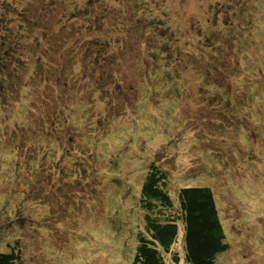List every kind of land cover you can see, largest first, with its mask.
Instances as JSON below:
<instances>
[{"label":"rangeland","instance_id":"rangeland-1","mask_svg":"<svg viewBox=\"0 0 264 264\" xmlns=\"http://www.w3.org/2000/svg\"><path fill=\"white\" fill-rule=\"evenodd\" d=\"M81 7L90 11L83 15L77 11ZM133 15L147 22L121 24ZM27 17L34 25L31 33L27 28L22 33ZM152 34L157 37L152 39ZM237 34L248 36V48L233 58L221 45L233 48ZM165 36L179 40L173 46L178 60H163L155 68L144 61L149 46L142 40L167 47ZM10 48L14 53L8 60L21 62L31 52L34 60L44 56L47 63L31 59L35 75L24 72L22 88L6 92L10 105L0 100V251L17 245L27 255L25 264H131L135 230L143 227V211L135 203L152 159L164 164L172 194L183 185L212 187L229 244L218 254L217 264H264V135L259 134L264 129V0H0V52ZM192 55L214 65L210 81L216 80V86L203 87L208 83L206 63L194 64ZM71 65L83 69L84 79L73 87L64 84L62 90L58 77ZM165 65L179 76L181 97L173 106L163 103L162 119L155 112L150 120L140 113L150 88L159 85L143 93L138 80L147 70L163 72ZM99 71L107 77L100 92ZM214 89L231 96L228 105ZM146 107L152 113L154 105ZM16 110L19 119H13ZM248 111L260 115L248 125L254 141L224 128ZM7 122L11 132H24L23 138L21 127L29 123L33 135L58 139V151H41L33 166L27 162L28 149L9 154ZM84 135L95 143L85 146L89 161L84 165L92 170L102 164L100 172L106 173L89 181L65 177L64 187L56 181L63 177L66 162L61 150L69 141L83 146ZM111 152L115 157L107 155ZM47 167L56 180L40 186L39 173ZM175 248L179 264H186L180 239Z\"/></svg>","mask_w":264,"mask_h":264},{"label":"trees","instance_id":"trees-1","mask_svg":"<svg viewBox=\"0 0 264 264\" xmlns=\"http://www.w3.org/2000/svg\"><path fill=\"white\" fill-rule=\"evenodd\" d=\"M74 10L70 11L71 18H74ZM77 11L85 15L86 12L90 11V8L81 7ZM28 18L29 17L24 20L26 25L22 26L20 29L22 33L24 28H27L26 33H31L32 31L31 27L34 24L30 23L28 21ZM141 19H144L147 22L146 17L137 15L132 16V21L121 20L120 22L123 26H135L140 24L138 20ZM248 22L249 21H247V23ZM61 24L63 23H59V26ZM80 29L82 28L79 27V30ZM63 30H65L64 32H67L68 27H64ZM143 31L145 33L148 32V30L144 29ZM156 37V34H152L151 36L152 39ZM165 37V43H167V47L156 48L155 46L149 44L152 41L151 39L146 38L147 41L144 39L142 40L147 47L149 46L144 61L146 63L152 62L155 68H159L157 63L175 57L173 46H175L174 44H176L177 42L179 44V40L174 36H170L169 38L167 36ZM24 38L27 39L28 37L26 36ZM247 38L248 36L243 37L237 34L236 37H234L233 48H231V45H228L226 47V45L222 44V52L228 56L237 58L238 54L240 53V49L248 48ZM88 41H91V39H88ZM251 42L252 41L250 40L249 43ZM118 50H120V48L116 49L115 56L117 59H120V57H117ZM3 51L4 52H0V100L4 99L2 105H5L7 103L10 105L11 102L8 100L6 92L10 88H13L14 90L18 89L19 87L22 88L21 85L25 82V79L21 75L24 72H29L28 77H31L34 74L31 65L32 60L37 62L39 65H43L47 63V61L44 56H42L38 60H34L33 54L30 51V54L26 53L27 57H25L24 60H21V62L20 60L12 61L8 60V58L14 53V50L10 48L5 50L3 49ZM184 52H186L185 54H190L187 50ZM192 57V61L194 64L206 63V66L204 67V80L208 81V83H206V85H203V87H206L209 90L211 86H216V80L210 81V79L212 78L214 65L210 61H208V58L205 59L203 56L192 55ZM96 60H99V58H96ZM177 60L178 59L176 57L173 59V62ZM9 65H13L12 69H10ZM163 68V72H158L155 69L152 70L155 72L156 77L152 76V71L150 72V70H147L148 73L144 71L141 75L142 79L140 80L139 78L138 80V86L143 87V93L148 89L149 86H153L154 84L159 85L158 89L153 90L152 88H150L148 92L149 101L147 102L146 106L152 108V105H154L152 113L149 112V108H147L146 106L144 108L145 110L140 113V115L142 116L151 118L150 120L155 118V112H158V116L156 118L162 119L165 112L163 103L168 102V107H170L173 106L172 102L175 98L181 97L180 89L182 88V86L176 80L179 79V76L175 77L171 69H169V67H167L166 65ZM139 69L145 70L146 68L143 67V65H140ZM98 70H103L108 74L111 73V71H109V69H107L106 67H100ZM96 71L97 70H94L92 75H94ZM61 72L63 74H60L61 76L58 77V81L62 83V90H65L64 84L69 83L70 86L73 87L75 86V84H80L81 80L84 79L83 69L76 71L74 65H71L66 70H61ZM106 78V75L102 71H99L97 73L98 81L96 83H99V85L97 86L99 92L106 89ZM27 85L28 84L26 82L25 88ZM23 90L24 89H22V91ZM214 90L215 91L213 92H217V94L223 98V92H219L217 89ZM22 93L23 95L25 94V92ZM224 97L226 98V104L228 105V102L231 101V96L229 95L228 98V95H224ZM68 109L70 110V108ZM167 110L168 108L166 109V111ZM17 114L20 115L19 110L13 112V119H19ZM245 116V118H243L242 116L237 117L238 119L232 120L231 123L229 125L227 124L224 128L230 126L229 130L234 131V136H237L239 139L245 138L249 139L250 141H254V136L249 137L251 129H249L248 125L250 121L253 122L251 120V117H255L258 119L260 115L258 113L252 114V111H248ZM64 120L67 121V118H65ZM7 124L8 127H11L10 123L7 122ZM0 126L2 127L1 116ZM21 128H25L24 138V132L18 129L11 132L12 127L10 128V133L6 134L5 139L7 140L9 154H12V152L16 149H28L27 155L29 157L27 159V162L33 166L34 164L38 163V156L40 155L41 151L45 150V155H53L56 151H58V139L52 140L51 138H47L46 134L44 133L33 135L29 127V123H26L25 127L23 125V127ZM89 128L87 127L88 130H86L88 133H90L91 131V129ZM259 134L264 135V129L261 130V133ZM30 135H33L34 139H32ZM84 138L82 141L84 143L83 146H73L69 141V145L65 146L64 149L61 150L63 159L66 160V162L64 163V169L62 170L63 177L61 179H54V177L51 175L50 167H47L44 171H42V173H39L41 181L37 182V184H39L40 186H42L43 184L48 186L47 183L50 179L51 182H54V180H56L58 183L61 182L64 187H67V183L64 180L65 177H85L86 181H89L88 178L90 176H103L106 171L100 172L102 170V164L94 166L92 170H89L87 168L88 166L84 165V161H89V158L85 156V146H93L95 144L92 143L90 137L84 135ZM64 150H70V154L65 153ZM115 154L116 153L111 152L107 155L115 157ZM92 160L95 161L94 154H92ZM0 161L3 160L0 159ZM19 164L20 163H18L17 165ZM163 165L161 164V161L156 162L155 160L151 159V161L146 164L147 167H145L146 173L141 183L137 204L135 203V206L138 207H136V209L143 211L142 217H139L140 221H143V227H137V229L135 230V249L131 264H179L180 254H178L175 248V245L177 244L179 239L181 240L182 245L183 260L186 264H217L216 260L218 254L226 251L229 248V244L225 241L226 235L219 218L218 208L216 205L212 187L208 185H183L180 186L174 194H172L170 192L168 175ZM26 172L28 173L31 171L28 170ZM30 182L32 183V180H30ZM97 184L90 188L91 191L96 188ZM82 186H84V184H82ZM102 190L104 191L105 188H103ZM51 192L57 195V191L55 190L54 192L53 188H51ZM28 196L33 197L31 193ZM30 200H34V197ZM16 242L18 243L20 241L17 240ZM26 256V253L24 254L22 249L18 248L17 245H15V247H10L9 245V249L7 251H0V264H25L23 260L26 259Z\"/></svg>","mask_w":264,"mask_h":264}]
</instances>
